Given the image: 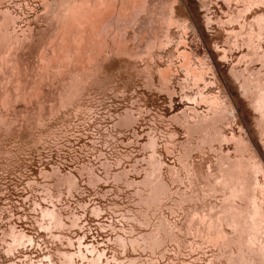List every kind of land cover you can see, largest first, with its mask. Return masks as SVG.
<instances>
[{
  "label": "rangeland",
  "instance_id": "obj_1",
  "mask_svg": "<svg viewBox=\"0 0 264 264\" xmlns=\"http://www.w3.org/2000/svg\"><path fill=\"white\" fill-rule=\"evenodd\" d=\"M168 1L149 0L147 8L135 6L134 14L136 10L139 12L136 19L126 13L127 20L117 19L116 24L120 25L116 30L110 27L108 37L98 45L107 54L105 62L92 70L86 79L91 81L84 82L79 94L67 97L71 88L63 87L69 84L63 77L69 75L70 63L60 71L53 65L60 66L63 56L72 52L71 44H76L73 39L61 37L59 30L65 21L62 13L71 0H0V20L9 17L10 30L14 36L17 34L15 45L20 46L15 53L0 48L5 56L0 59V95H4L0 97L1 101L4 98L0 101V264H23L29 259L46 264L49 256L55 264H62L59 261L62 256L70 257L73 264H92V258L103 249L105 254L98 264L106 259L109 264H241L242 258L247 261L249 257L251 261L243 264H255L258 257L264 262V223L255 224L244 212L247 204L240 200L237 206L244 211L241 220L238 219L228 206H223L222 199L230 190L224 194L220 185V170L226 168L228 160L237 161L240 142L247 143L264 165V133L251 102L258 90V86L252 87L259 79L263 83L264 77L261 74L264 72V0H254L252 6L243 0H231L229 4L226 0H174L176 23L166 24L162 18L167 13ZM131 2L117 0L116 8L112 7L132 11ZM79 27H67L64 35L69 37L70 31ZM102 30V25H94L81 48L77 52L73 50V55L79 56L74 63H88L86 58L98 44ZM119 32L122 36L126 34L125 44L129 49L117 51L118 55L124 52L118 57L112 49L117 45L112 36ZM25 33L29 37L23 43ZM236 33L241 46L232 47L224 58L222 48H228L227 39H233ZM154 36L160 39L159 43L151 46V50L144 48L146 41ZM60 38L66 43L62 44ZM58 42L60 45L53 48L51 43ZM136 50L142 53L137 55ZM201 62L205 63L201 65ZM12 64L16 76H12ZM189 66L197 67V72H206L201 75L204 80L196 82L189 76L186 69ZM241 81L250 84L246 93L242 91L245 86H241ZM22 83L26 84L25 94L18 93L15 87L22 88ZM5 88H10L11 94ZM201 92L208 97L206 101L201 100ZM214 95L220 96L219 108L210 105ZM225 104L228 109L223 107ZM195 119L217 125L218 139L211 146L201 143L200 132V137L197 133L189 137L186 121L192 123ZM150 136L155 140L154 150ZM186 147L190 148L188 164L197 174L193 179L195 184L189 183L178 160ZM149 161L160 166L166 192L149 210L145 225L139 222L144 221L140 211L147 207L142 202L141 206L136 204L139 201L136 192L144 189L143 199L148 194L142 181L152 169ZM176 171L179 179H174ZM257 177L263 180L262 175ZM68 182L74 184L70 193ZM46 187L51 196H46ZM180 195L186 197L182 203ZM96 207L102 209L98 215L91 212ZM39 208L53 210L61 225L50 231L39 227L42 218ZM221 208L226 209L224 214L219 213ZM213 212L217 213L216 217L224 218L223 226L228 233L225 244L223 240L216 244L203 243V238L194 234V228L187 229L191 219L201 223L200 217L207 218ZM122 213L124 217L120 216ZM132 216L138 221L131 219ZM74 217L76 225L71 223ZM44 219V226L49 225L48 218ZM230 221L234 222L230 224ZM159 224L173 231L174 240L162 230L164 242L155 253L148 247L134 250L129 244L123 250L109 241L116 235L127 239L147 236L149 232L155 233ZM19 232L33 237L35 243L24 241L9 250L12 234ZM80 236H84L81 245L84 255L78 253L76 241ZM92 244L96 245L94 253L85 250L88 245L91 250Z\"/></svg>",
  "mask_w": 264,
  "mask_h": 264
},
{
  "label": "bare ground",
  "instance_id": "obj_2",
  "mask_svg": "<svg viewBox=\"0 0 264 264\" xmlns=\"http://www.w3.org/2000/svg\"><path fill=\"white\" fill-rule=\"evenodd\" d=\"M67 1V0H66ZM231 0H226V3L229 4ZM241 0H238V2ZM247 4V5H251L254 0H243V3ZM257 1V0H255ZM60 2V1H59ZM65 2V1H64ZM61 3V2H60ZM256 3V2H255ZM117 4V0H71L70 4H68V6L66 7V11L64 13H62V15L65 18V21L62 22L61 24H63V27H61L59 30L62 31L61 33V37H63L65 40H72L74 41V45L71 44L70 50L72 49V54L69 53L67 55V53L63 56V61L62 64L60 66L57 65H53L55 68H57L58 71L61 70V68H64L65 66H67V64L70 63L69 69H68V73L69 75H67V73L65 74V76L63 77V79H65L66 81L69 80V84H66L63 87H66L67 89V85L70 86L71 90H69V93L67 97L71 96V95H77L80 93V91L83 88V84L86 81H91V80H86L88 77H90V75H92V70H96L95 68L102 65L105 55H107L105 53V50H103L99 45L100 42H102L105 38L108 37V34L110 32H108L109 28L111 27V29L113 28L114 30L115 27L117 28L118 25H120V21L118 22L119 24H116V20L119 19H123V20H127L125 18V13L128 15L132 16V19H136L139 16V12L136 10L135 14L133 12V10L135 9V6L137 9L143 7V8H147L148 4H149V0H132L131 5L132 6V11L130 10H116V5ZM115 5V8H113L112 6ZM253 5V4H252ZM251 5V6H252ZM121 6V4L119 5ZM58 7V6H56ZM55 7V8H56ZM122 7V6H121ZM124 7V6H123ZM62 11V9L60 10V12ZM137 13V14H136ZM106 17H108V19H105ZM164 17V16H163ZM238 17H241V15H238ZM9 18V17H7ZM6 18V16L0 20L1 21V25H0V48L3 50L5 49V52L8 51L9 49L12 50V53H15V51L19 50L20 46H16L15 45V38L17 36V34L14 36L10 30V22L8 19ZM105 19V20H104ZM165 19L164 22H166V24H174V22L176 21V13H175V6H174V0L172 1H168V8H167V13L165 14ZM209 18H207L208 20ZM230 20H234V19H230ZM60 21V20H59ZM118 21V20H117ZM180 21V20H179ZM211 21V20H209ZM127 22V21H126ZM176 23V22H175ZM187 23V22H186ZM94 25L96 26H100L102 25L103 30L100 34V39L97 45H94L91 49V51L89 52L88 56H87V61L88 63H85L87 61H83L85 64L82 65H77L74 62H77V58H79V56H74L73 55V50L76 49V52L78 49H80L83 40H85L88 35H90V31L91 29L94 27ZM81 27V29L78 28V30H71L70 31V36L66 37V35H64V32L67 31V27ZM123 27V26H122ZM121 28V26H120ZM119 28V29H120ZM184 28H186V26H184ZM113 30V32H114ZM22 31V30H21ZM236 31V30H235ZM19 32V31H18ZM108 32V33H107ZM116 33V32H114ZM235 33V32H234ZM15 34V33H14ZM27 34V33H25ZM56 34V33H55ZM60 34V33H59ZM66 34V33H65ZM125 34V33H124ZM123 34V35H124ZM19 35V34H18ZM28 35V34H27ZM24 35L25 38L21 39L23 40V43L25 42V39L29 37V35ZM126 35V34H125ZM125 35L122 36V33L120 35V32L118 35L114 34L112 36V38L114 39L115 43H117L116 46H113L112 49H115V53L116 55H118L117 51H124V50H128L129 49V45L125 44ZM136 35V34H135ZM232 35V34H231ZM234 35V34H233ZM239 34H235L233 36V39L228 38L227 39V49L224 47L222 48L223 53H224V58H226L227 52L232 48V47H240V42H239ZM32 36V35H31ZM110 36V35H109ZM230 36V35H229ZM250 36V35H249ZM58 37V36H57ZM141 37V36H140ZM168 37V36H167ZM19 38V37H18ZM17 38V39H18ZM110 38V37H109ZM252 39V35L250 37ZM62 39V38H60ZM59 39V40H60ZM143 39V38H142ZM242 39V38H241ZM240 39V41H241ZM249 39V38H248ZM53 40V39H52ZM109 40V39H108ZM167 40V39H166ZM20 41V40H19ZM19 45H21V42H19ZM63 41V39H62ZM68 41V42H69ZM160 41V39L158 40V37L154 36L151 39H148L145 43V47L144 48H149V50H151L150 48H152L151 46H155L157 44V42ZM252 42V40H249ZM51 42V41H50ZM53 42V41H52ZM55 42H57V39L55 40ZM61 42V41H60ZM60 42L54 44H52V47L56 49V45H60ZM143 42V41H142ZM243 42V41H242ZM66 42L63 41L62 44H64ZM159 43V42H158ZM255 43V42H254ZM254 43L253 46H254ZM50 44V43H49ZM109 44V43H108ZM111 44V43H110ZM259 46L262 48V44L260 42H258ZM70 45V44H69ZM67 46V45H66ZM109 46V45H108ZM258 46V45H257ZM139 47V46H138ZM8 49V50H7ZM59 49V48H58ZM108 49V48H107ZM106 49V50H107ZM10 51V50H9ZM51 51V50H50ZM113 50H111L112 52ZM131 51V50H130ZM136 54L140 55L142 52L144 51H138L136 50ZM147 51V50H146ZM145 51V53H146ZM108 52V53H111ZM125 52H129V51H125ZM133 52V50L131 51ZM141 52V53H140ZM2 51L0 52V59H4L3 57H5L4 55H1ZM54 53V52H53ZM113 52V54H115ZM135 53V52H134ZM149 53V52H148ZM181 53V52H180ZM257 53V52H256ZM55 54V53H54ZM112 54V53H111ZM122 54H124V52H122ZM122 54H119L118 57ZM127 55V53H125ZM189 54V53H188ZM255 54V52H254ZM262 57L264 59V53H262ZM40 55V54H39ZM123 55V56H126ZM133 54H131L132 56ZM184 55V54H183ZM114 56V55H113ZM130 56V53L129 55ZM134 56V55H133ZM136 56V55H135ZM182 56V55H181ZM185 56V55H184ZM259 56V55H258ZM86 57V56H85ZM108 57V56H107ZM110 57V56H109ZM246 57V56H244ZM42 58V57H41ZM188 58V57H186ZM243 58V57H242ZM44 58H42L41 61H43ZM77 59V60H76ZM45 60V59H44ZM106 60V59H105ZM188 60H190L188 58ZM186 60V64L187 61ZM243 60V59H242ZM12 61L16 63V59L15 57H12ZM204 61V60H203ZM3 61H1L2 63ZM46 62V60H45ZM205 63V62H204ZM203 62H201V65L204 64ZM264 63V62H263ZM185 64V65H186ZM190 64V63H189ZM191 65V64H190ZM199 66V65H198ZM207 66V65H206ZM263 66V65H262ZM11 67V66H10ZM12 67L14 68L12 70V72L14 73V75L12 76H16L17 72H16V67L15 65L12 64ZM3 68V67H2ZM46 68V67H45ZM100 68V67H99ZM102 68V67H101ZM186 68V67H185ZM202 68V67H201ZM205 68V67H204ZM212 68V67H211ZM264 68V67H263ZM11 69V68H10ZM187 69V72L190 73L189 76H192L193 79L197 82L198 80H204V77L202 78L201 75L205 74L201 73V72H197L196 70L198 69L196 67V69L192 68L191 66H189ZM206 69H210V67H206ZM201 70V69H200ZM205 70V69H203ZM212 70V69H211ZM6 71V70H5ZM209 71V70H208ZM97 72V71H95ZM94 73V72H93ZM60 74V73H59ZM261 74H264L261 73ZM259 73V75H261ZM5 75V73H4ZM9 75H11V73H9ZM257 75V73H256ZM63 76V74H62ZM204 76V75H203ZM257 77H260L257 75ZM5 78V77H3ZM8 78V77H7ZM255 78V77H254ZM11 79V78H10ZM60 79V78H59ZM259 79V78H257ZM62 80V78L60 79ZM93 80V79H92ZM4 81V80H3ZM8 81V79H7ZM262 81V80H261ZM6 82V79H5ZM62 82V81H61ZM255 82V81H254ZM10 83V82H9ZM68 83V82H67ZM241 86L244 88L243 93H246V89L250 86L249 82L246 83V85H244V82H240ZM87 83H85L86 85ZM9 85V84H8ZM258 86V90L255 92L251 102L254 104V108H256L257 112H258V122L261 125V132L264 133V77H263V83L260 82V79L256 81V84H254V86L252 88H256V86ZM5 86V85H4ZM68 86V87H69ZM7 87V86H6ZM15 87L20 91L18 93H24L25 89L23 87H26V84L24 85L22 83V88H20L18 85ZM7 89V88H5ZM65 89V88H62ZM69 89V88H68ZM67 89V90H68ZM3 90V89H2ZM252 90V89H251ZM6 91V90H5ZM11 89L8 88L7 89V93H10ZM14 91V89H13ZM16 91V89H15ZM64 91V90H63ZM5 92V93H6ZM12 92V91H11ZM258 92V94L256 95V93ZM17 93V94H18ZM168 94H171V92L169 93V90L167 92ZM11 94V93H10ZM25 94V93H24ZM66 94V93H65ZM13 95V94H12ZM58 95H60L58 93ZM221 95V94H220ZM4 95H0V97H2ZM7 95H5L6 97ZM61 96V95H60ZM16 97H19L18 95ZM66 97V98H67ZM72 97V96H71ZM70 97V99H71ZM212 97V96H211ZM220 96H216L214 95L212 97V99H214L212 102H210V105L213 108H216L215 106L218 105L219 108V98ZM64 97L61 98V100ZM206 95H203V93L201 92V100L206 101ZM18 99V98H17ZM39 99V98H38ZM69 99V98H68ZM210 99V98H209ZM4 100V98H3ZM2 100V101H3ZM1 101V99H0ZM1 101V102H2ZM65 101V100H64ZM223 101V100H222ZM225 101V100H224ZM41 102V101H40ZM62 102V101H61ZM7 103V101L5 102ZM9 103V102H8ZM60 103V102H59ZM227 104H225L223 107H225ZM208 106V104H207ZM221 106V107H222ZM42 107V106H41ZM220 107V108H221ZM227 107V106H226ZM210 108V107H209ZM212 109V108H211ZM222 109V108H221ZM228 109V107H227ZM225 109V110H227ZM214 110V109H212ZM220 110V109H219ZM3 111V110H2ZM215 111V110H214ZM217 111V110H216ZM222 113V110H220ZM224 111V110H223ZM212 112V111H211ZM210 112V114H212ZM219 112V111H218ZM226 114V112H224ZM214 114V112H213ZM210 117V116H209ZM198 118V117H197ZM204 118V117H203ZM208 118V117H207ZM201 119V117H200ZM184 120H187L186 118ZM125 123H127V120H123ZM214 121V120H213ZM186 127L188 130V135L189 137H193L196 133L198 135V133H202L203 135H199L201 136V143H206L209 144L211 146L212 141L217 140L218 139V134H219V129L217 127V125L213 126V123H209L208 121L205 120V122H202L199 119H195L192 123L189 121H186ZM198 135V136H199ZM199 136V137H200ZM199 141V143H200ZM219 141V140H218ZM240 141V140H239ZM149 142H150V146L152 147V149L154 148V144H155V140L153 138V136L149 137ZM238 142V141H237ZM245 142V141H244ZM239 143V142H238ZM243 143V142H242ZM246 143V142H245ZM247 144V143H246ZM246 144L241 145L240 142V146H237V151L239 152L240 156H238L237 161L236 160H228V163L226 164V168L220 170L222 171V177L220 178L219 175L216 177L220 178V185L222 186L223 192L224 194H227V190L229 189L230 191H228V195L227 197L223 198V206H228L230 209V212H233L235 215L238 216V219L241 220L240 217L241 214L243 215V209L240 208L239 206H237V200H240L241 202L244 201L245 202V206H246V211H244L245 213H247V216H251L252 221H254L255 224L259 225L258 223H264V165L262 163V161L260 160V158L255 154V152H253L252 150L250 151L249 148L246 146ZM189 147H186L185 151L178 157L179 162L183 165L185 171H186V177L187 180L189 181L190 184H195L193 183V179L194 176L197 177V174H195L194 170H192L188 164L187 158L189 156L188 152H189ZM251 149V148H250ZM154 150V149H153ZM246 153V154H245ZM246 155V156H245ZM150 166L152 167L151 170L147 171L144 177V180L142 181V185L148 188V194L147 196L144 197V194L141 193L142 191L138 190L136 192V194L139 197V201L136 202V204H142L144 203V205H146V210L142 209V211H140V215H142L144 221H139L141 224H145L148 225V219H149V210H151L152 207L156 206L157 203L162 199L161 195L165 194L166 192V188H165V184L163 183V179L160 173V166H158L157 162H153V161H149ZM224 165V163H223ZM221 168V167H220ZM252 172H250L251 170ZM220 174V175H221ZM178 172L176 171V176L174 179H179L178 178ZM257 175H262L263 176V180L260 181L259 177H257ZM196 180V179H195ZM68 192L70 193L72 191V188L74 187L73 183L68 182ZM216 187V186H215ZM214 187V190L217 191L218 189ZM212 188V187H211ZM221 188V187H220ZM50 189L48 187H46L45 192H46V196H51V192L49 191ZM203 190V189H202ZM212 190V189H211ZM209 192V191H208ZM193 193V192H192ZM191 193V194H192ZM195 193V192H194ZM143 194V197H142ZM190 194V195H191ZM213 194V193H212ZM259 194L261 196H259ZM189 195V196H190ZM194 195V194H193ZM54 196V195H53ZM198 196V195H197ZM195 196V198L197 197ZM180 203L184 202L186 200V197H183L182 195H180ZM191 197V196H190ZM194 197V196H193ZM191 197V198H193ZM189 199V198H187ZM191 201V200H190ZM239 201V202H240ZM179 203V202H178ZM178 203H176L178 205ZM37 204L39 203H35L34 205L37 206ZM40 206V205H39ZM141 206V205H140ZM159 206V205H158ZM214 206V205H213ZM241 206V205H240ZM243 206V205H242ZM183 207V206H182ZM181 207V208H182ZM222 207V206H221ZM226 207V209L228 208ZM225 209V210H226ZM242 209V210H241ZM40 212H41V216L42 218H40V222L38 223L39 227L42 228H46L47 230H51L52 228H58L61 225V219L59 218L58 214H56L53 210H48L46 208H39ZM145 210V211H143ZM225 210H223V208H221L219 210V213L224 214ZM102 211L101 207H96L93 208L91 210V212L94 215H98L100 212ZM197 211V210H196ZM207 211V210H206ZM205 211V212H206ZM58 212V211H57ZM218 212V211H216ZM232 213V214H233ZM199 214V213H198ZM206 214V213H205ZM204 215V214H203ZM208 215V213H207ZM206 215V216H207ZM215 215H217V213H210L208 215L207 218L200 217L201 223H199L198 221L196 222L194 219H191L190 224L188 225L187 229L190 230L192 228L193 232L195 231L196 235L202 237L201 239L203 240L202 242L205 243V241L207 242H213L214 244H216L217 242L219 243L221 240L224 241V244L227 242V236L228 233L225 232L224 226H223V216L220 215L218 217H216ZM229 215V214H228ZM234 215V218H235ZM120 216L124 217V213L120 214ZM201 216V215H200ZM226 216V215H225ZM232 216V215H231ZM44 218H48V223L49 225L44 226V224L42 222H45L46 220ZM227 217H225L226 219ZM126 220L128 218H125ZM131 219L137 220L138 219L135 216H132ZM228 219V218H227ZM226 219V221H228ZM233 219L230 217V220ZM77 218L74 217L71 220L72 225H76ZM240 220H238V222H240ZM245 220H247L245 218ZM39 221V220H38ZM236 221V220H235ZM251 221V222H252ZM234 222V221H233ZM233 222H229L230 224H232ZM248 222H250V220H248ZM244 223H246V221H244ZM226 224V223H225ZM230 224H228V227L230 228ZM239 224V223H237ZM249 224V223H248ZM247 224V225H248ZM251 224V223H250ZM249 224V225H250ZM235 226H237L236 224H234ZM252 225V224H251ZM157 226V225H156ZM155 226V233H150L147 234V236H143L141 235L139 238L138 237H134V238H123L120 235H116L113 239L112 237L109 238V241L114 242V244L116 246H119L121 249H125L126 245H130L134 250L136 249L135 247L141 248L142 250H145L147 247L150 250L151 253H155L156 248H158L162 242H164L163 239H161V234L160 232L163 230L167 236L166 237H170L171 240H174V235H173V231H167L165 227H163L161 224H159L158 229ZM234 226V227H235ZM241 226V225H240ZM253 226V225H252ZM104 227V226H102ZM110 227V226H109ZM236 228V227H235ZM241 228V227H240ZM157 229V230H156ZM247 229V228H246ZM254 229V228H253ZM252 229V230H253ZM261 229V228H260ZM248 230V229H247ZM259 230V229H258ZM130 232V231H128ZM245 232V231H244ZM247 232V231H246ZM253 232V231H252ZM249 233V232H248ZM251 233V232H250ZM258 233V232H257ZM264 233V232H262ZM169 234V236H168ZM244 234V233H242ZM263 235V234H262ZM13 238H12V243L9 244V250H13L16 248V246L18 245H22L24 243V241H28L31 244L35 243V240L33 237H29L26 236L24 233L19 232L18 234L14 235L12 234ZM248 236V235H247ZM251 236V235H250ZM84 236H80L79 238H77V248H78V253L81 255H84V253H82L84 250L81 247L82 245V238ZM165 238V237H164ZM238 239V238H237ZM246 239V238H245ZM256 239V238H255ZM261 239V238H260ZM141 240L143 242H141ZM170 240V239H169ZM243 240V237H242ZM247 240V239H246ZM245 240V241H246ZM244 241V242H245ZM231 242V240H230ZM250 242V241H249ZM252 242V241H251ZM250 242V244H251ZM261 242V241H260ZM241 243V242H240ZM246 243V242H245ZM239 244V243H238ZM93 248L88 249L89 245L85 247L86 251H89L91 253H94L96 251V245L92 244ZM236 246V244H235ZM248 246V245H247ZM231 247V246H230ZM233 248V247H232ZM242 248V247H241ZM230 250V249H229ZM232 250V249H231ZM225 251V250H224ZM223 251V252H224ZM227 251V249H226ZM225 251V252H226ZM116 252V250H115ZM240 252V251H239ZM244 252V250H243ZM253 252V250H252ZM96 254V253H95ZM105 254V250L103 249L102 251L97 252L96 256H94V258H92L91 263L92 264H98V261L100 260V257L103 256ZM226 254H228V252H226ZM245 254V253H243ZM236 255V254H234ZM241 255V254H240ZM49 256V255H47ZM115 255H113L112 258H114ZM223 256V255H222ZM238 256V253H237ZM249 256V255H248ZM230 258V256H228ZM227 257V259H228ZM217 258V257H215ZM219 258V257H218ZM238 258V257H237ZM246 258V257H245ZM248 258V257H247ZM254 258V257H253ZM29 259V258H28ZM226 259V258H225ZM231 259V258H230ZM251 257L248 258V260L246 261L245 259H241V264L244 263V261L248 262L251 261ZM49 261L46 262V264H55L52 261L51 256H49ZM232 260H234L232 258ZM238 260V259H237ZM57 261V260H56ZM62 264H73L72 259L70 257H66V256H62V258H60L59 260ZM76 262V261H75ZM86 262V261H85ZM262 259L261 258H257L255 260V264H263L262 263ZM150 263V262H149ZM239 263V262H238ZM23 264H42V260H36V261H32L29 259V262L23 263ZM103 264H109V261L106 259L105 262ZM220 264V263H219ZM225 264V263H224ZM236 264V263H235ZM246 264H250V263H246ZM252 264V263H251Z\"/></svg>",
  "mask_w": 264,
  "mask_h": 264
}]
</instances>
